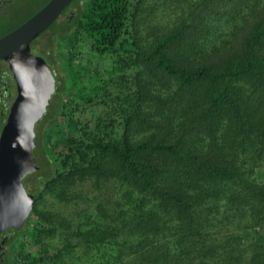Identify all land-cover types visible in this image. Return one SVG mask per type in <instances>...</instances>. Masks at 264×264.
<instances>
[{"label":"trees","instance_id":"trees-1","mask_svg":"<svg viewBox=\"0 0 264 264\" xmlns=\"http://www.w3.org/2000/svg\"><path fill=\"white\" fill-rule=\"evenodd\" d=\"M31 50L63 145L9 264H264V0H73Z\"/></svg>","mask_w":264,"mask_h":264},{"label":"water","instance_id":"water-1","mask_svg":"<svg viewBox=\"0 0 264 264\" xmlns=\"http://www.w3.org/2000/svg\"><path fill=\"white\" fill-rule=\"evenodd\" d=\"M73 0H49L18 27L0 36V61H5L16 95L0 130V232L18 229L28 218L34 195L23 179L38 166L33 156L35 124L55 92V76L31 43L47 30Z\"/></svg>","mask_w":264,"mask_h":264},{"label":"rangeland","instance_id":"rangeland-1","mask_svg":"<svg viewBox=\"0 0 264 264\" xmlns=\"http://www.w3.org/2000/svg\"><path fill=\"white\" fill-rule=\"evenodd\" d=\"M14 1L15 2L13 6L11 7L13 9V13L11 14V16L7 17L5 20L0 21V33H3L4 31H7L13 28L14 26L18 25L19 23H21L26 17H28L31 13H33L36 9H38L46 0H14ZM41 40L46 45L47 40H48V33L42 35ZM39 55L42 56L46 60L48 65L50 64L52 65L53 71L56 74V76L63 75V70L61 68V65L58 59L56 61L50 60L49 53L47 55H44V54L43 55L39 54ZM88 59H90V57H88ZM2 65L5 68H7L6 63H3ZM2 65L0 64V67ZM96 65L99 66V62ZM52 107H53V104H51V108L47 112L48 116H50L52 113ZM74 125H75L74 122H70V124L67 125L66 122L61 120L59 124L56 126V128L63 129L65 126H68L71 129L73 128ZM45 128H46V125L43 126L42 131L38 135V147L36 145L33 151V156H36L35 160L38 164L43 157L48 156V152L53 151L54 146H56L57 144L63 145V142L61 143L58 140L57 141H52V140L47 141L46 140L47 137H43V134H42ZM47 142H48V149H47ZM31 235H32V232H28L25 234L24 242L22 244H18L15 247L17 253L21 255L32 254L33 251H32V246H31Z\"/></svg>","mask_w":264,"mask_h":264},{"label":"flooded vegetation","instance_id":"flooded-vegetation-1","mask_svg":"<svg viewBox=\"0 0 264 264\" xmlns=\"http://www.w3.org/2000/svg\"><path fill=\"white\" fill-rule=\"evenodd\" d=\"M14 0H0V21L5 20L11 16L13 9L11 8L14 4ZM20 24V23H19ZM18 24V25H19ZM16 25L15 27H17ZM4 31L0 33V36L6 34ZM6 63L0 61V64ZM7 64V63H6ZM16 95V86L12 73L8 68L3 65L0 67V130L6 120V116L9 112L10 105ZM8 228L4 232H0V264H9L11 261L12 253L16 251L15 247L21 244V241L14 239V232L19 230Z\"/></svg>","mask_w":264,"mask_h":264}]
</instances>
